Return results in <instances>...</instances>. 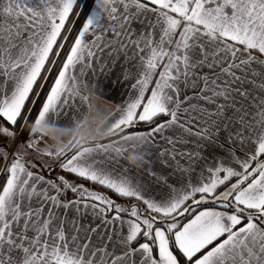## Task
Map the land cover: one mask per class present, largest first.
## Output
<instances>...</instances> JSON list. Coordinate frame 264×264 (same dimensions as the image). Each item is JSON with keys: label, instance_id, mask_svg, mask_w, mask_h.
Masks as SVG:
<instances>
[{"label": "crops", "instance_id": "0c3cea01", "mask_svg": "<svg viewBox=\"0 0 264 264\" xmlns=\"http://www.w3.org/2000/svg\"><path fill=\"white\" fill-rule=\"evenodd\" d=\"M75 2L0 0L2 122ZM33 130L44 151H16L0 192V264H264V0H94Z\"/></svg>", "mask_w": 264, "mask_h": 264}, {"label": "trees", "instance_id": "16d2710c", "mask_svg": "<svg viewBox=\"0 0 264 264\" xmlns=\"http://www.w3.org/2000/svg\"><path fill=\"white\" fill-rule=\"evenodd\" d=\"M83 1L84 0H76L67 20L65 21V23H64V25H63L60 33H59V36H58L50 54H49V57L45 63V66L43 67L42 73H41L40 77L38 78V80L36 81L31 93L29 94V96L26 100V103L23 106L17 120L14 123H9V122L3 120L5 127H8L9 129L16 131V132L19 131V129L21 128V125L25 121V124L23 127V138H22L23 141L30 139L29 136L32 134V132L35 131V130H33V121H34L35 115L38 112V110L40 109L52 81L55 79V77H56V75L60 69V66L64 62V59H65L69 49L71 48V45H72L75 37L77 36L79 30L81 29L89 11H90V8L94 2V0H86V2H84L85 3L84 4ZM83 4H84V6H83ZM81 8H82V10H81ZM80 10H81V12L75 21V18H76L77 14L79 13ZM74 21H75V23H74ZM73 23H74V25H72ZM52 65H53V67L51 70ZM167 118H168V116H166V115H157L154 118H152L151 120L146 121V122H132L131 124L121 128L120 130L113 133L112 135L106 137L105 140H111V139L117 138V137H119L125 133H128V132L151 129ZM2 144L4 145L5 143L0 142V146H3ZM10 148H11V144H10V146L6 147V153L10 150ZM16 154H17V152L15 153V155L13 156L11 161L15 158ZM4 155H2V154L0 155V172L2 169V165H3ZM261 157L264 158V154ZM27 158L30 159L31 161H33V163H35L37 165V167L39 168V170L43 174L50 177L49 167H46L42 161H39L38 159H36L34 157H32V158L27 157ZM72 175H74V174H72ZM254 175H255V173L253 174V176ZM7 176H8V171L3 173L0 177V192L3 189V186L6 182ZM50 178L53 179L54 181L58 182L59 184H62L65 187L68 186L66 183L67 181H65V178L60 179L58 176H54V178H52V177H50ZM80 178L82 180L90 181L92 183V186H93V190L91 189L92 191H96L99 194L105 193V194L109 195L108 199H110L111 201H113L112 197H115L118 200H121V202L133 201L136 203V201H137L133 197L122 196V195L114 192L113 190H111V189H109V188H107V187H105V186H103L97 182H93V181H91L87 178H83V177H80ZM91 190H89V192ZM102 195L103 194H101V196ZM113 204H116V203L113 202L112 205ZM119 205H122V204H119ZM187 205H188V203H187ZM238 207H239L238 211L240 213H242V215L244 216L243 221L245 219H247L248 216H251L254 219L259 220V222H261L260 221L261 213L258 210L245 208V207L240 206V205ZM232 208L233 207H229L230 210ZM115 210L116 209L110 210L109 214ZM176 213H178V212H175V214ZM175 214H172V215H175ZM167 217H169V216H167ZM186 219H187V217L184 219V221ZM145 239H146V235L144 233H142L138 237V239L135 241V243H138V242L143 241ZM149 241H151V239H149ZM179 258L182 259L180 256H179Z\"/></svg>", "mask_w": 264, "mask_h": 264}, {"label": "rangeland", "instance_id": "374dc122", "mask_svg": "<svg viewBox=\"0 0 264 264\" xmlns=\"http://www.w3.org/2000/svg\"><path fill=\"white\" fill-rule=\"evenodd\" d=\"M85 2V0L83 1V3ZM80 12V11H79ZM10 14L12 15V14H14V11H11L10 12ZM79 14L80 13H78L77 14V16H76V18H75V21H76V19L78 18V16H79ZM75 21H74V23H75ZM74 23L72 24V25H74ZM72 27V26H71ZM22 126L24 127V123L21 125V128H22ZM20 128V129H21ZM19 129V130H20ZM7 132V133H6ZM16 131H13L12 130V132H10V131H6L5 130V126H4V124H3V122L0 120V142L1 141H5V143L7 142L6 140H10V144L12 145H14L15 144V139L13 138V136L16 134L15 133ZM19 132V131H18ZM32 134H33V132H32ZM32 134L29 136V138L30 139H28V140H26V141H23V140H20V141H18V143H17V145H16V147H15V152L16 151H20V150H23L24 151V149L26 150V151H24V152H27L28 154H33V150H34V152L36 153V151L35 150H37L38 152H41V151H44L43 150V148H41V145H40V143H39V141H40V137H41V135H40V137L36 140V141H33L32 140ZM21 138H23V129H22V134H21ZM38 143V144H37ZM46 152V151H45ZM34 153V154H35ZM5 157V156H4ZM4 157H3V159H4ZM35 158V157H34ZM42 158V157H41ZM40 157H39V159L40 160H42V161H44V162H46V163H53L54 161H55V156L53 155V156H48V158H44L43 157V159H41ZM53 172H55V171H57V170H55V169H53L52 170ZM134 212L135 213H139L140 215H142V216H144V215H146L145 214V212H147L146 210H144L143 209V207H141L140 205H139V212H137V210H134Z\"/></svg>", "mask_w": 264, "mask_h": 264}, {"label": "built area", "instance_id": "2783aa9c", "mask_svg": "<svg viewBox=\"0 0 264 264\" xmlns=\"http://www.w3.org/2000/svg\"><path fill=\"white\" fill-rule=\"evenodd\" d=\"M85 2H86V0H85ZM85 4V3H84ZM84 4H83V6H84ZM82 6V7H83ZM81 10H82V8H81ZM81 10H80V12H81ZM79 12V13H80ZM52 67H53V65L51 66V70H52ZM24 124H25V121L23 122ZM22 129H23V126H22V128L19 130V132L17 131V132H15L16 134L13 136V138L16 140L15 141V144L13 145H11V148H10V150L4 155L5 157H4V159H3V165H2V169H1V172H0V177H1V175L3 174V173H5L6 171H7V169H8V167H9V164H10V162H11V159L13 158V156L15 155V147H16V145H17V143H18V141H20V140H22V138H21V134H22ZM40 133L38 132V131H34L33 132V134H32V140L33 141H36L39 137H40Z\"/></svg>", "mask_w": 264, "mask_h": 264}]
</instances>
